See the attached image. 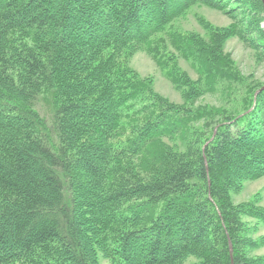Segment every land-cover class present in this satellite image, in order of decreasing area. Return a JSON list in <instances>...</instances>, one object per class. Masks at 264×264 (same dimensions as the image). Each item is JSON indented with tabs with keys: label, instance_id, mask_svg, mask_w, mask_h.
Listing matches in <instances>:
<instances>
[{
	"label": "trees",
	"instance_id": "1",
	"mask_svg": "<svg viewBox=\"0 0 264 264\" xmlns=\"http://www.w3.org/2000/svg\"><path fill=\"white\" fill-rule=\"evenodd\" d=\"M195 5L231 22L174 30ZM262 22L261 0H0V264H264L261 197L234 201L264 176V83L196 104L245 80L229 39L264 60Z\"/></svg>",
	"mask_w": 264,
	"mask_h": 264
},
{
	"label": "rangeland",
	"instance_id": "2",
	"mask_svg": "<svg viewBox=\"0 0 264 264\" xmlns=\"http://www.w3.org/2000/svg\"><path fill=\"white\" fill-rule=\"evenodd\" d=\"M203 22H209L214 26H227L231 22V18L223 11L210 8L206 5H195L186 15L178 18L174 24L173 29L180 32H197L203 36H207V32L203 27ZM264 28V22H262ZM168 47L173 50L168 38ZM226 53H230L235 61L236 68L244 77L242 84H233L230 92L223 93L218 91L216 93H207L196 102L197 105L209 104L217 107H225L229 109L242 101L246 94V89L250 83L256 84L264 83V60L258 59L257 51L252 47L246 46L238 37L231 38L225 43ZM179 63L182 69L187 71L193 78H197L196 71L192 68L190 63L183 57H179ZM130 65L142 76H151L153 78V85L155 90L168 98L170 101L182 104L184 99L179 90L170 82L165 76L164 72L158 67L152 55L146 50H138L130 59ZM47 106V105H45ZM260 195V204L264 206V176L253 181H246L243 191L234 195V201L240 203L252 199L256 194ZM249 223L254 226L257 224L258 230L253 234L254 238L264 235V223L258 222L255 219H248ZM256 255H264V247L254 252ZM194 260V258H190ZM102 264H108L106 259L101 258Z\"/></svg>",
	"mask_w": 264,
	"mask_h": 264
},
{
	"label": "water",
	"instance_id": "3",
	"mask_svg": "<svg viewBox=\"0 0 264 264\" xmlns=\"http://www.w3.org/2000/svg\"><path fill=\"white\" fill-rule=\"evenodd\" d=\"M261 1H262V3H263V6H264V0H261ZM262 89H264V87L261 88L260 90H258V91L255 93L253 107H254L255 104H256V98H257V95H258L259 91H261ZM216 131H217V128H215L213 136L210 138V140H209L208 142H206L205 146L208 145V144L214 139V137H215V135H216ZM204 148H205V147H204ZM204 148H203V151H204ZM230 249H231V251H232V245H231V244H230Z\"/></svg>",
	"mask_w": 264,
	"mask_h": 264
}]
</instances>
